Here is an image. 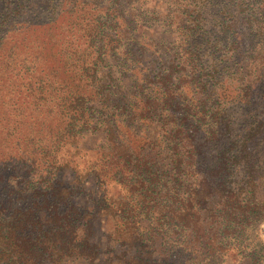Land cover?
Listing matches in <instances>:
<instances>
[{
	"label": "trees",
	"instance_id": "1",
	"mask_svg": "<svg viewBox=\"0 0 264 264\" xmlns=\"http://www.w3.org/2000/svg\"><path fill=\"white\" fill-rule=\"evenodd\" d=\"M146 1L0 0V264H264V0Z\"/></svg>",
	"mask_w": 264,
	"mask_h": 264
},
{
	"label": "rangeland",
	"instance_id": "2",
	"mask_svg": "<svg viewBox=\"0 0 264 264\" xmlns=\"http://www.w3.org/2000/svg\"><path fill=\"white\" fill-rule=\"evenodd\" d=\"M147 4H153L152 0H147L146 1ZM45 53V52H44ZM46 54V53H45ZM47 56V54H46ZM1 73H0V82L2 81L1 78ZM6 86H7V82H6ZM227 91V93L229 94L231 91V87H226L225 89ZM5 89L1 88L0 86V123L1 125H3V122H7L10 120L11 118V112H12V108H13V103L11 102V96L10 95H4ZM257 106H255L256 108ZM259 108V107H258ZM236 107L231 106L230 110H232V114L230 115L232 120H236V124L237 126V130L240 131V129H238L239 127L241 128V119H239L240 116H243L242 111H238L239 109L237 108V110H235ZM261 109V108H260ZM252 113V112H251ZM251 113L246 112V114H244V120L247 124V117L251 116ZM253 114V113H252ZM264 130V129H263ZM104 226L107 228V230H109L111 228V222H106L104 223ZM263 226H264V221L261 223H258L255 227L256 233L259 235V237L262 239V241L264 242V235H263Z\"/></svg>",
	"mask_w": 264,
	"mask_h": 264
},
{
	"label": "water",
	"instance_id": "3",
	"mask_svg": "<svg viewBox=\"0 0 264 264\" xmlns=\"http://www.w3.org/2000/svg\"><path fill=\"white\" fill-rule=\"evenodd\" d=\"M263 235H264V226H263Z\"/></svg>",
	"mask_w": 264,
	"mask_h": 264
}]
</instances>
